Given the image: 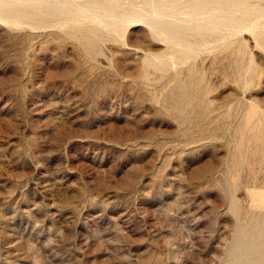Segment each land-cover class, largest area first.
Returning a JSON list of instances; mask_svg holds the SVG:
<instances>
[{"label":"rangeland","instance_id":"374dc122","mask_svg":"<svg viewBox=\"0 0 264 264\" xmlns=\"http://www.w3.org/2000/svg\"><path fill=\"white\" fill-rule=\"evenodd\" d=\"M0 264H264V0H0Z\"/></svg>","mask_w":264,"mask_h":264},{"label":"bare ground","instance_id":"6f19581e","mask_svg":"<svg viewBox=\"0 0 264 264\" xmlns=\"http://www.w3.org/2000/svg\"><path fill=\"white\" fill-rule=\"evenodd\" d=\"M190 4V3H189ZM205 9H207V8H205ZM205 9L203 10V7L202 8H200V10L196 13V16H198V18L200 17V19H203L202 21H204V22H202L203 24L201 25L202 27H199V28H201V29H206V27H207V24H211V25H216V21H215V18H214V15H215V13L213 12V17H212V15H210V13H206L205 12ZM208 10H210V9H208ZM156 14V16L157 15H159L156 19L154 18H152V19H150V20H148L147 21V25L149 26V28L151 29V30H153L154 31V33L155 32H162L165 28H167V27H171V26H173V28H176V26L181 22L178 18H177V14H175V13H168L167 11H166V9H164V7L162 8V10L160 11V12H156L155 13ZM154 14V15H155ZM212 14V13H211ZM91 16V15H90ZM108 18H110V19H104V22L105 21H107V22H110V23H115V24H119V23H123L124 22V20H122V19H116V21H115V16L114 15H112V14H109L108 16H107ZM94 18L95 19H98L99 21H100V16L99 15H94ZM102 20V19H101ZM110 20V21H109ZM101 22V21H100ZM103 22V21H102ZM101 22V23H102ZM257 22V21H256ZM141 23V22H140ZM194 23V22H193ZM127 25V24H126ZM134 25V24H133ZM192 21H187L186 22V26H185V28L186 29H188V30H190V31H193L194 29H193V27H192ZM194 25H195V23H194ZM208 27H210L209 25H208ZM212 27V26H211ZM232 30H235L234 28H231Z\"/></svg>","mask_w":264,"mask_h":264}]
</instances>
